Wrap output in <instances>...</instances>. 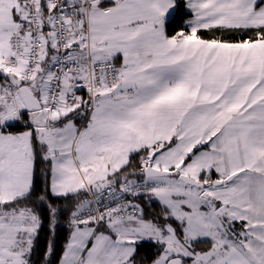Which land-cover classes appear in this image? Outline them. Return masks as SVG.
<instances>
[{
  "label": "snow or ice",
  "instance_id": "1",
  "mask_svg": "<svg viewBox=\"0 0 264 264\" xmlns=\"http://www.w3.org/2000/svg\"><path fill=\"white\" fill-rule=\"evenodd\" d=\"M0 264H264V0H0Z\"/></svg>",
  "mask_w": 264,
  "mask_h": 264
},
{
  "label": "trees",
  "instance_id": "2",
  "mask_svg": "<svg viewBox=\"0 0 264 264\" xmlns=\"http://www.w3.org/2000/svg\"><path fill=\"white\" fill-rule=\"evenodd\" d=\"M178 23H179V20L177 21V24ZM42 187H43L42 182L38 181V184H37L38 190L40 188H42ZM46 232H47V227L45 228V232L41 233V237L42 238L44 237ZM57 232H58L59 237H61V243H62V238L66 235V227L63 225V220L61 221V226L57 229ZM58 250H59V246H58ZM140 252H141V255H144V254H149L150 255L151 250H150V248L148 246H145L144 248H142L140 250Z\"/></svg>",
  "mask_w": 264,
  "mask_h": 264
}]
</instances>
